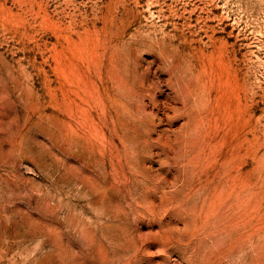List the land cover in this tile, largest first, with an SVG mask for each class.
Returning a JSON list of instances; mask_svg holds the SVG:
<instances>
[{
	"label": "rangeland",
	"instance_id": "1",
	"mask_svg": "<svg viewBox=\"0 0 264 264\" xmlns=\"http://www.w3.org/2000/svg\"><path fill=\"white\" fill-rule=\"evenodd\" d=\"M0 264H264V0H0Z\"/></svg>",
	"mask_w": 264,
	"mask_h": 264
}]
</instances>
